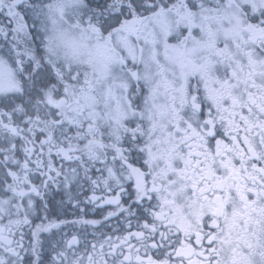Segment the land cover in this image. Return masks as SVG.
<instances>
[{"label":"snow or ice","instance_id":"obj_1","mask_svg":"<svg viewBox=\"0 0 264 264\" xmlns=\"http://www.w3.org/2000/svg\"><path fill=\"white\" fill-rule=\"evenodd\" d=\"M0 264H264V0H0Z\"/></svg>","mask_w":264,"mask_h":264},{"label":"flooded vegetation","instance_id":"obj_2","mask_svg":"<svg viewBox=\"0 0 264 264\" xmlns=\"http://www.w3.org/2000/svg\"><path fill=\"white\" fill-rule=\"evenodd\" d=\"M88 194L90 195L91 193H88ZM80 197H81V199L85 198L83 192L80 193ZM49 200L51 201V204L49 206V210L53 213V215L51 217L53 220H56L57 217H59L60 220H65V221L76 219L75 212L73 211V209L71 207H68L66 209L58 207L59 200H60L59 196L53 197L52 194L49 193ZM87 218L88 219L103 220V217L101 215H99L98 211L95 210V209H92V210L89 211ZM35 223H40V221L39 220H35ZM121 224H124V220L122 218L117 220V218L113 217L110 221L105 222L106 226L104 228H102L100 230V232L93 233L92 229L90 228L89 229L88 239L91 240L93 235H95L97 238H100L101 235H103L105 237L106 236H112L113 239H116L118 236L121 235V233L118 231L119 226ZM133 224H135V221H133ZM62 227H64V231L65 232L70 230L67 226L62 225ZM132 230L134 231L135 229L133 228ZM53 231H59V229H54ZM42 235L45 238H47V237H50L51 234L50 233H45V234H42ZM47 251H48V249L46 248L45 249V255L47 254Z\"/></svg>","mask_w":264,"mask_h":264}]
</instances>
